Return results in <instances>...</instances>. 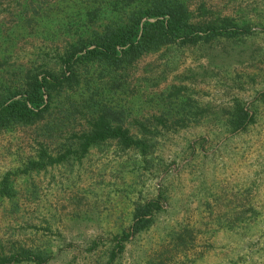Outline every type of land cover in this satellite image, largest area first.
<instances>
[{
    "label": "rangeland",
    "instance_id": "rangeland-1",
    "mask_svg": "<svg viewBox=\"0 0 264 264\" xmlns=\"http://www.w3.org/2000/svg\"><path fill=\"white\" fill-rule=\"evenodd\" d=\"M99 1L0 0V91L22 89L43 67L58 72L73 30L104 8ZM186 3L195 20L229 17L252 33L171 44L118 69L81 66L78 85L40 120L0 130V188L9 179L0 257L26 250L45 261L11 264H264V0ZM238 106L253 118L242 130L232 121ZM102 109L146 139L147 151L109 140L28 169L41 152L75 148ZM150 201L158 205L150 226L109 263L135 208Z\"/></svg>",
    "mask_w": 264,
    "mask_h": 264
},
{
    "label": "trees",
    "instance_id": "trees-1",
    "mask_svg": "<svg viewBox=\"0 0 264 264\" xmlns=\"http://www.w3.org/2000/svg\"><path fill=\"white\" fill-rule=\"evenodd\" d=\"M99 3L104 8L88 12L86 20L77 26L83 30H73L71 35L75 37L74 41H70L59 56L58 72L43 67L26 74L22 89L0 91V130L40 120L62 91L78 85L77 68L81 66L118 69L130 66L143 55L171 44L194 45L218 37L235 38L252 33L250 25L240 27L229 17L195 20L186 0H100ZM83 19L81 17V21ZM85 27H88L87 31ZM115 116V112L102 109L93 116L89 131L77 137L75 148L71 144L56 157L41 152L40 159L30 162L28 169H43L50 164L62 163L69 155L81 158L92 146L109 140H116L124 148H135L145 153L147 140L131 136ZM232 121L236 130H242L253 118L238 106ZM8 190L9 179L5 177L1 182L0 195H7ZM155 209H158V205L154 201L135 208L131 232L116 237L117 246L110 252L109 263L122 251L121 242L126 241L131 233H138L150 226ZM19 257L38 263L46 259L41 255L31 257L30 252L22 250L21 255L0 257V264L20 262Z\"/></svg>",
    "mask_w": 264,
    "mask_h": 264
}]
</instances>
